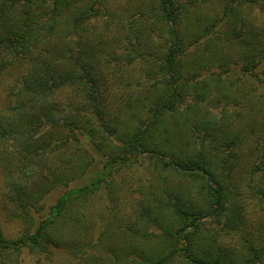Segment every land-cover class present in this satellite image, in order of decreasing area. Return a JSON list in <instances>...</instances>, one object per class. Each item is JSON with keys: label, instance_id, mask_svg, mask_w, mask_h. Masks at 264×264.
<instances>
[{"label": "trees", "instance_id": "16d2710c", "mask_svg": "<svg viewBox=\"0 0 264 264\" xmlns=\"http://www.w3.org/2000/svg\"><path fill=\"white\" fill-rule=\"evenodd\" d=\"M118 1L0 0L2 196L22 223L0 224V264H264V137L244 151L264 133V0ZM113 64L143 74L110 103Z\"/></svg>", "mask_w": 264, "mask_h": 264}, {"label": "rangeland", "instance_id": "374dc122", "mask_svg": "<svg viewBox=\"0 0 264 264\" xmlns=\"http://www.w3.org/2000/svg\"><path fill=\"white\" fill-rule=\"evenodd\" d=\"M131 0H119L117 2V7H122L124 8L126 5H128V3ZM256 12L255 11H250L249 9H246V15L249 17V19H254ZM124 48L121 46H118V51L123 52ZM227 52L237 55L240 52V49L235 46L232 48H227L226 49ZM235 58V57H234ZM234 58L231 59V62H235L236 64H241L242 63V59L240 58V56L238 55L235 60ZM234 60V61H233ZM234 66V65H233ZM234 67H237L236 65ZM239 68H236V75L239 76V71L237 70ZM213 71H219L218 66H214L212 67V69L210 70H204L201 72V77H199V79H204L206 77L209 76V74ZM106 74L109 78L112 79V77H117L119 79L116 85L113 84L109 86V90H108V99L109 102H115L117 98H119L121 100V98H123L121 94V92H125L124 88H125V82H127L126 80H124L123 77H128L129 80H131L133 83L134 81H136V79H140V77L143 74V70H142V66L140 64H134V65H130L127 68H125L122 64H116V65H112L111 67L106 69ZM236 76V77H237ZM14 76L10 75L8 76V78H6L5 83L11 82L13 80ZM111 81V80H110ZM115 83V82H113ZM259 90V89H258ZM245 91V97L241 98V105L239 106V111H241L242 107H244V109H247L248 105H249V101H251L254 97V92H250L249 91V85H247V88L244 89ZM250 92V93H249ZM257 93H259V91H257ZM72 91L71 90H65L62 93L59 94L60 100H65L68 96H71ZM116 97V99H115ZM115 100V101H114ZM6 101L5 95L3 92H1L0 95V107L4 104V102ZM210 108L216 113L219 112L221 107L219 104L215 103L213 105H209ZM260 107V111L261 114L258 118L259 123L263 122L264 120V103L259 104ZM248 112L246 111V116H248L246 118L247 121H250V116L247 114ZM34 115L36 117L39 118V120L42 119L41 115L39 114V112L35 111ZM236 129L239 128L240 126H242V124L238 121V122H234ZM246 132H249V130L247 129ZM248 134V133H247ZM249 136V134H248ZM264 137V133L263 136H261L260 138H248V141L245 142V150L244 151H250V145H254L257 143V141H262L260 139H263ZM248 153V152H247ZM247 177V175H246ZM249 180V179H248ZM248 180H245L246 182ZM251 181V180H249ZM73 186H76V184H73ZM5 191V187H4V179H3V175L1 173L0 170V224L2 227V230L5 234L6 237L8 238H12L15 239L17 238L22 230V223L12 217V211H9L5 208V204L3 201V193ZM66 191V189L64 188H58L54 191H52L51 193H49L46 198L44 199V204H45V208L43 210V214L44 216L48 214L51 206L55 205L59 199V197ZM134 196H132L130 193L126 192V195L124 197L123 200V208L126 211H129L131 206L134 205ZM102 199L98 198L95 200L94 202V213L97 214L98 210L101 208L102 206ZM259 215L256 212V209L254 207V205L251 203L248 207V229L245 232L248 231H255L258 226H259ZM21 264H74V262L71 260V258H69V255L66 254L63 251H59L56 252L55 255L53 256V260H47L46 257L43 256H38V255H33L30 254L27 250L23 251L22 257H21Z\"/></svg>", "mask_w": 264, "mask_h": 264}]
</instances>
